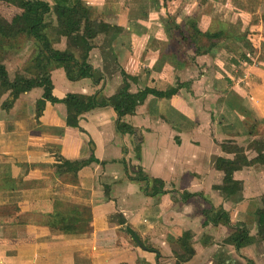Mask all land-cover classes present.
I'll return each instance as SVG.
<instances>
[{
    "label": "crops",
    "instance_id": "0c3cea01",
    "mask_svg": "<svg viewBox=\"0 0 264 264\" xmlns=\"http://www.w3.org/2000/svg\"><path fill=\"white\" fill-rule=\"evenodd\" d=\"M79 1L93 19L119 32L100 37L89 52L96 84L89 78L69 81L62 68L50 70L55 98L98 91L110 97L123 85L121 71L134 78L128 80L132 94L179 89L170 98L148 95L122 117L130 134L116 131L111 107L82 114L73 128L62 104L45 102L37 114L41 88L14 100L0 92V264H176L183 232H190L194 250L183 264H264L262 243L237 251L224 244L231 229L204 226L202 214L221 208L231 226L240 223L256 234L264 169L233 174L242 183L238 200H224L213 187L223 180L214 159H233L221 144L245 141L248 126L256 123L257 137L264 138V0ZM21 12L19 0H0L8 22ZM11 39L0 36L22 59V44ZM59 43L52 48L64 51L65 38ZM91 155L98 163L77 172L59 167L60 159ZM137 168L160 180L164 193H153L150 181L145 186ZM182 192L202 197L182 202Z\"/></svg>",
    "mask_w": 264,
    "mask_h": 264
},
{
    "label": "trees",
    "instance_id": "16d2710c",
    "mask_svg": "<svg viewBox=\"0 0 264 264\" xmlns=\"http://www.w3.org/2000/svg\"><path fill=\"white\" fill-rule=\"evenodd\" d=\"M19 2L22 12L13 17L10 22L0 15V36L13 38L24 35L35 46V53L27 66L11 78L1 58L6 49L0 41V92H9V96L14 100L19 94L29 92L33 88H41L43 95L42 100L36 103L37 114L43 109L45 102L62 104L66 109V125L76 128L82 114L98 107H111L118 117L116 131L120 134H130L133 129L121 121L122 117L132 115L136 107L148 95H153L156 98H170L178 91L179 85H176L162 92L146 88L132 94L129 92L128 80H134V78L121 71L123 85L117 93L110 97H104L98 91L89 96L69 93L62 99L55 98L52 95L50 70L55 67L62 68L69 81L89 78L92 79V83L96 84L98 81L94 79L92 66L88 63L89 52L95 47L100 37L109 32L117 34L119 30L107 22L93 19L88 7L79 0L72 6L50 5L42 0H19ZM165 27V31L168 33L170 29L167 28V25ZM49 29L53 31L51 36L47 34ZM171 29L176 30L178 26L174 23V26L171 25ZM195 32L197 35H202L197 29ZM61 38L67 40V48L64 51L53 49V41L59 42ZM11 103L12 101L6 104L9 106ZM256 127L257 123L248 126V135L245 141L240 143L228 141L220 145L222 151L233 155L231 160L221 157L214 159V167L223 174V180L222 184L214 186L213 190L217 191L224 200H231L235 197L236 200L240 199L237 195L242 191V183L233 179L235 172L244 168L264 169V138L257 137ZM60 162V168L73 173L86 165L98 163L93 155L83 161L71 162L60 159ZM137 174L138 179L144 182L145 186H148L149 181L155 184L152 186L153 193H164L162 191L163 183L160 180L149 179L142 174L140 168H137ZM196 196L202 197L201 194L186 192L180 194L182 202ZM256 202L257 206L254 210L256 234L254 236H250L245 225L239 223L231 226L228 213L221 208L210 207L209 210H203L202 214L205 217L203 225L228 226L232 233L224 240V244L232 245L237 251L255 242L264 245V195ZM127 232L135 241L139 240L132 231L127 229ZM191 239L190 232H183L177 239L176 245L179 254L176 255V264H183L194 255ZM156 256L159 257L157 254ZM245 264L253 263L246 259Z\"/></svg>",
    "mask_w": 264,
    "mask_h": 264
},
{
    "label": "rangeland",
    "instance_id": "374dc122",
    "mask_svg": "<svg viewBox=\"0 0 264 264\" xmlns=\"http://www.w3.org/2000/svg\"><path fill=\"white\" fill-rule=\"evenodd\" d=\"M52 33H53V31L51 29H49L47 31V34L50 35V36H51ZM52 37H53V35H52ZM51 39H53V38H51ZM11 40H16L17 42L20 41V43L22 44V46L20 47L19 50L23 53V58L22 59H19L18 56H14V52H12V50H8L4 46L5 49H6V51H5V53L3 55H1L2 56L1 58H2V61L4 62V64L7 65L8 69H9L8 72H9L11 78H13L14 74L19 72L18 71V67H20V65L22 63V60H25L24 67L27 66V64L31 60V57L35 53V46L24 35H22V36L21 35L20 36H15V38L13 37V39H11ZM65 42H66L65 43V45H66L65 47L67 48L68 45H67V40L66 39H65ZM58 44H60V43L53 41L52 47L55 46V45L60 46ZM263 129H264V126H263ZM263 129L261 127V128H259V131H262L263 132ZM248 179H251V176L248 175ZM249 188L251 189L252 186H249ZM241 195L242 194L240 193L239 195H237V197H241ZM205 201H207V200L205 199Z\"/></svg>",
    "mask_w": 264,
    "mask_h": 264
}]
</instances>
